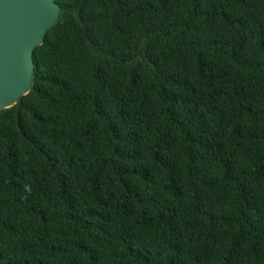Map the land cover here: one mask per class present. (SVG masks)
Segmentation results:
<instances>
[{
	"label": "trees",
	"instance_id": "16d2710c",
	"mask_svg": "<svg viewBox=\"0 0 264 264\" xmlns=\"http://www.w3.org/2000/svg\"><path fill=\"white\" fill-rule=\"evenodd\" d=\"M0 110V264H264V0H55Z\"/></svg>",
	"mask_w": 264,
	"mask_h": 264
},
{
	"label": "water",
	"instance_id": "95a60500",
	"mask_svg": "<svg viewBox=\"0 0 264 264\" xmlns=\"http://www.w3.org/2000/svg\"><path fill=\"white\" fill-rule=\"evenodd\" d=\"M58 14L55 0H0V110L30 91L33 50Z\"/></svg>",
	"mask_w": 264,
	"mask_h": 264
}]
</instances>
